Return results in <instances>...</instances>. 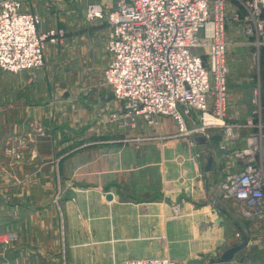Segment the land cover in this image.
Listing matches in <instances>:
<instances>
[{"label":"crops","instance_id":"obj_1","mask_svg":"<svg viewBox=\"0 0 264 264\" xmlns=\"http://www.w3.org/2000/svg\"><path fill=\"white\" fill-rule=\"evenodd\" d=\"M20 1L23 11L38 16V32L63 30L65 40L59 46L46 44L42 69L17 74L0 73V150L5 143L23 137L28 144V156L35 157L21 166V178L0 177V194L7 192L13 203L14 200L23 201L22 217L18 221L14 220L13 207L6 209V221L0 231L16 233L17 242L0 252V264H97L107 258V254L112 261L115 249L118 261L113 264L152 258L172 259L177 264H199L205 258L211 262L214 256L218 259L214 260L215 264H252V260L245 257L251 247L247 231L241 234L247 238L248 244L231 260H220L231 245L240 242L236 241L239 237H235V225L232 227L228 218L226 220L218 200L221 173L224 176L228 172L225 170L233 163L227 162L226 157L224 166L223 156L209 147L210 141L204 133L199 135L205 138L204 144H197L195 136L185 139L188 144L191 141L195 144L189 149L187 143L178 138L176 123L169 117L158 118V124L152 128L137 119L133 132L130 131L133 144L121 145L127 136L121 126V103L105 93L91 99L78 96L80 90L87 87L108 89L103 84V72L111 56L99 44L108 32L106 22L102 18L85 19V7L90 4L88 0L59 4L54 14L44 0ZM243 1L228 0L227 4V14L232 16L226 23L228 116L235 121L245 118L251 88L257 81L262 86L264 106V48L257 49L254 39L245 36L242 26L233 18L234 14L238 18L245 15ZM95 2L109 7L117 0L94 1L92 4ZM67 48L68 52H64ZM62 93L65 94L63 100L60 98ZM112 115L117 118L112 119ZM193 116L197 118L191 119ZM193 116L185 118L189 128L199 118L196 114ZM224 117L221 122L225 121ZM44 131L46 137L43 138L41 132ZM63 135L69 138L63 140ZM94 140L106 145L98 150L104 155L101 167H97V163L90 164L95 157L84 162L78 154L63 161L65 156L74 152L63 154L66 146H72L75 151L83 149L82 154L87 146L96 144ZM240 140L230 145L239 144ZM196 152L202 156L191 160V154ZM115 153L116 156H110ZM208 153L213 157V166L210 171H205ZM127 167L132 171H126ZM27 170L29 173L24 175ZM115 171L116 181L113 178ZM14 184L21 186L19 194H14ZM82 184L100 185L102 194L95 192L96 189H84ZM125 185L139 194L140 201L145 204L111 208L110 202L114 205L119 199L116 193L120 194L121 187L126 191ZM54 192L61 194L63 216L83 215L82 212L90 214L93 205L99 203L102 217L116 216L117 229L123 234L116 246L79 243L85 239L71 235L79 226L58 225L56 217L60 210L48 202ZM155 193L157 198L150 200L156 202L144 200L150 196L153 198ZM107 195L111 200L106 199ZM1 198L2 195V203ZM168 202L177 204V214L172 213V203ZM84 203L91 207L84 209ZM127 230L133 234L128 239ZM127 247H133L135 251L126 254ZM61 248L64 257L59 256Z\"/></svg>","mask_w":264,"mask_h":264},{"label":"built area","instance_id":"obj_2","mask_svg":"<svg viewBox=\"0 0 264 264\" xmlns=\"http://www.w3.org/2000/svg\"><path fill=\"white\" fill-rule=\"evenodd\" d=\"M227 4V0H118L107 12L103 47L111 60L103 82L122 104L123 123L133 128L139 118L152 128L158 118L169 117L180 135L197 136L202 131H187L183 117L198 112L204 121L206 117L223 119L227 107ZM242 6L245 15L238 18L234 14L233 18L244 35L254 39L257 49L264 48V0H244ZM104 12L91 4L86 17L94 20ZM37 22L36 16L21 12L17 0L0 1V70L38 69L43 65L46 41L61 43V30L39 33ZM262 94L257 81L251 90L253 110L244 126L247 146L228 154L227 162L237 170L228 169L219 183L218 200L243 221L264 225V132L253 124L262 118ZM216 125L225 127L223 122ZM239 129L237 125L226 128L227 143L240 139ZM123 264L174 263L152 258Z\"/></svg>","mask_w":264,"mask_h":264},{"label":"rangeland","instance_id":"obj_3","mask_svg":"<svg viewBox=\"0 0 264 264\" xmlns=\"http://www.w3.org/2000/svg\"><path fill=\"white\" fill-rule=\"evenodd\" d=\"M17 1L21 3V12L22 13L31 14V15H34L38 18V16L34 13H29V12L23 11L22 2L20 0H17ZM94 1L99 2L101 0H88L87 1L90 3L85 7V19L87 21H92V20L87 19L86 11H87L88 6L91 5L92 2H94ZM44 2L43 3L46 4L48 10L53 12L52 14H54L58 10L57 6L59 4H62V3L63 4H69L72 2V0H44ZM117 2H118V0H117ZM95 4L99 5L103 10H105L104 15H102L101 18H102V20H104V22L107 23L108 22L107 21L108 13L116 6L117 3L114 6H109V7L101 6L100 4H98L96 2H95ZM227 15H228L227 20L230 17H232L229 15V13ZM38 21H39V18H38ZM36 26H37V24H36ZM49 31L55 32L57 30H49ZM61 31L63 32V37H62L61 43H55L54 44V43L50 42V40H49V41H46L45 46H46V44H53L55 46L61 45L65 40V31H63V30H61ZM39 33H41V32H39ZM44 33H46V32H44ZM104 41H105V37L100 41L101 43H99L102 45V47L104 46ZM68 49L69 48H67L64 52H68L67 51ZM103 49H104V47H103ZM44 50H45V47H44ZM226 60H227V56H226ZM43 66H44V51H43V65H42V67H40L38 69H42ZM38 69H31L30 71H36ZM0 73L17 74L19 72L9 73V72H5V71L0 70ZM103 84H104V82H103ZM228 90H229V88L227 86V92H228ZM63 93H65V91ZM63 93L60 95V98L62 100L65 97V94H63ZM102 93H105V94L111 96L113 99V96H112L109 89H107V90L103 89L102 90L101 87L98 88L97 86H93V88L87 87L85 89L80 90V93L78 94V96L86 97L85 99H91V97H93L95 95L100 97L102 95ZM226 105H227V107H226L225 115L226 114L227 115L224 117L225 121L223 120L225 127H218L216 125V124H221L220 120H218V121H220L219 123L217 122L216 124L211 125L213 120L206 118V123H205L204 120L200 119V113L192 112L189 117L193 116V114L194 115L196 114L199 116V118L197 121L195 120V122L193 123V126L191 125V128H189V126H187V124H186V121H185L186 119L183 117L186 130L187 131L188 130H192V131L198 130V131H202L204 134H206L208 141H210L209 147L217 150V155L223 156L224 162L226 160V157L228 156V154L232 150L244 149L247 146L246 141H245L247 138V129L244 128V126L246 124L247 119L250 117V113L253 110V106L251 104V96H250V98H249V109H248V112H247L245 118L243 120L235 121V120H231L228 116V113L230 110V105L228 104V101H227ZM262 107L264 108L263 104H262ZM189 117H186V118H189ZM194 117L197 118V116H193L191 119H194ZM207 120H209V122ZM253 124L255 126H258V127H263V132H264V120L262 118L260 120L254 121ZM235 125L240 127L238 132H239V136H240L241 140H240L239 144H235V145L231 146L230 144H232V142L227 143L225 140V135H226L225 131H226V128H228L229 126L232 127ZM121 126L124 129V131L127 132V136L125 137V140H123L120 144L125 145V146H129L130 144H133L132 140H134V137L130 135L131 134L130 131L133 132V128L130 125H128V123H125V122L124 123L122 122ZM216 128H218V129H216ZM41 136H43V138L46 137V132L45 131L41 132ZM177 136L180 140H183L185 143H187V140L185 141V139L186 138H192L194 136V134H187V135L181 134L180 135L179 133H177ZM68 138H69L68 136H64V135L62 137L63 140L64 139L67 140ZM178 138H174V139H178ZM94 142L96 144H94L93 146H87L84 149L82 154H81V151L83 149H79L78 151H75L76 149L72 148V146H70V145L66 146L62 151L63 154L69 153L71 151L72 152L74 151V152L70 155L68 154L67 156H65L63 161L66 162L67 160L71 159L72 157H74L75 155L78 154L79 159H80V157L84 158V160H82L84 162H86V161L90 162L91 157L92 158L95 157V161H93V159H92L90 164L95 165L97 163V167L98 166L101 167L102 166L101 160H103L104 155H103V152H99V151H101V148H103L106 145H103V143H101L100 140H94ZM234 142L235 141H233V143ZM194 145L195 144L192 141L189 142V144L187 143V147L189 149L194 148ZM196 154L195 155L191 154V160H195V159L197 160L199 157L202 156V155L200 156V154L197 152H196ZM28 155H29V148H28V144H27V141L25 138L16 137L10 143H5L2 147V150H0V177L11 178L14 176L15 179L21 178V176H22L21 166H24L26 164L25 162L27 160L32 161L35 159V157L31 158ZM60 155H62V153ZM106 155L108 156V153ZM113 155L116 156L117 154L115 153V154H112L110 156H113ZM79 161H81V160H79ZM175 161H177V160H175ZM178 162H180V161H178ZM223 164L225 166L226 162ZM97 167H95V168H97ZM117 168H118L117 165H115L114 170H116ZM127 169L128 170H126V171H132V169L130 167H127ZM230 170L235 171L237 169H235V167L231 166ZM225 171H228V172H226L224 176L221 173V176L219 178V183L227 177L229 170L227 169ZM27 173H29L28 170L24 171V175H26ZM97 176H101V174L99 175L97 173ZM113 178L116 181V179H117V172L116 171H115V175L113 176ZM0 184H2V182H0ZM14 186H15L13 188L14 194H17V193L19 194L20 193L19 189L21 186L16 185V184H14ZM82 187L84 189H85V187L88 189L92 188V190L96 189L95 192L102 194V190L101 189L99 190L100 185H92V184L91 185H84V184H82ZM116 187L119 189L118 185ZM72 188H73V186H72ZM125 189H126V191L121 187V191L119 190L120 194L116 193V195L119 196V199L117 198V200L114 202V205H113V203L110 202L111 208H118V207L123 208L124 205H126V204H134V203L145 204V203L140 201V199H141L140 195L134 193L133 189H130V187L128 185H125ZM115 191L118 192V190H115ZM189 192H191V190ZM7 194L8 193L4 192V191L2 194H0V196L2 195V198H1L2 203L0 201V209H2L3 213H4V215L0 216V226L5 224V221H6V215L5 214L7 212L6 209L10 210L9 208L13 207L14 212H15L14 220L18 221L22 217L21 210H22V202L23 201L14 200V203H13L12 201H10L11 196L7 195ZM156 195H157V193H155V196H153V198H150L151 197L150 196L144 200H147L148 201L147 203L156 202L154 200H150V199H156L157 198ZM60 198H61V194L58 192H54L53 197L48 201L49 204L51 206H53L54 209L60 210V212H59L60 214H58L57 215L58 217H56V223L58 225H62V226L63 225H70V226L75 225L77 227L79 226V228H82V229L78 228V231L76 233H71V235H76L77 238L82 237L85 239L84 241H80L79 243H88V244H93L94 246H97V245L103 246V244H105V245L113 244L116 246V244L119 241V236L123 235L117 229L118 228V218L116 216L109 217V218L102 217L101 204L100 203H99V205H95V204L93 205L92 212L90 214H88L87 212H82L83 215L80 214V215L71 216L69 214L68 216H63L62 208H61V204H60L61 203ZM168 203H172L171 204L172 206H170L172 209V213L174 215L177 214L178 213L177 204L175 202H168ZM103 204L106 205L105 201ZM11 205H13V206H11ZM82 205H83L84 209L91 207L90 205H88L86 203H84ZM220 205H221L222 210L225 211L226 220L228 218L229 224H231L232 227L235 225V227H236L235 229H237L234 231V234L235 235L237 234L239 236V238L236 241L240 240V238L242 237V234H241L242 232L247 231V233L249 234L251 247H249V249L247 250L245 257L250 258L252 260L251 261L252 264H264V225L263 224H254V223H249V222L243 221L237 214H235L234 212L231 211V208L229 205L222 204V203H220ZM226 220L224 219V221H226ZM108 225L110 226L109 228L107 227ZM85 227H87V228H85ZM132 235H133L132 232H130L128 230L126 231L127 239L129 238V236H132ZM16 242H17L16 233L10 232V231L9 232L0 231V252H4V250L11 247V245L13 243L15 246ZM134 251H135V249L133 247H127L125 249L126 254H132ZM59 252H60L59 256L64 257L63 248H61L59 250ZM111 257H112L111 258L112 261L109 260V254H107V258L103 259L102 262H99L97 264H113L116 261H118L117 260L118 255H117L116 249L113 251V254L111 255ZM211 259H212L211 260L212 264H215L216 261H214V260H218L215 256L212 257ZM113 261H115V262H113ZM171 261H172V259H171ZM201 261L202 262H200L199 264H202V263L207 262L209 260H208V258H205V259H202ZM172 262L174 264H177L174 261H172Z\"/></svg>","mask_w":264,"mask_h":264},{"label":"water","instance_id":"obj_4","mask_svg":"<svg viewBox=\"0 0 264 264\" xmlns=\"http://www.w3.org/2000/svg\"><path fill=\"white\" fill-rule=\"evenodd\" d=\"M195 140L197 144H204L205 138L199 137L198 135V136H195ZM205 159H206V164H205L204 170L210 171L213 166V157L210 153H208ZM106 199L111 200V196L107 195ZM239 241L240 242H237L231 245V247L222 254L220 258L221 262H227L231 260L236 252L244 248L247 243V238L245 236H242Z\"/></svg>","mask_w":264,"mask_h":264},{"label":"bare ground","instance_id":"obj_5","mask_svg":"<svg viewBox=\"0 0 264 264\" xmlns=\"http://www.w3.org/2000/svg\"><path fill=\"white\" fill-rule=\"evenodd\" d=\"M206 118L210 119L209 117H206ZM206 118H205V123H206ZM211 120H213V119H211ZM217 122L219 123L220 121H215V120H213L212 123H215V124H216ZM177 133H178V132H177ZM202 133H203V132H202Z\"/></svg>","mask_w":264,"mask_h":264},{"label":"trees","instance_id":"obj_6","mask_svg":"<svg viewBox=\"0 0 264 264\" xmlns=\"http://www.w3.org/2000/svg\"><path fill=\"white\" fill-rule=\"evenodd\" d=\"M262 98H263V94H262ZM263 111H264V108H263Z\"/></svg>","mask_w":264,"mask_h":264}]
</instances>
